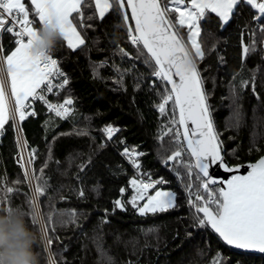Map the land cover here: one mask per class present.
<instances>
[{
	"label": "snow or ice",
	"instance_id": "snow-or-ice-1",
	"mask_svg": "<svg viewBox=\"0 0 264 264\" xmlns=\"http://www.w3.org/2000/svg\"><path fill=\"white\" fill-rule=\"evenodd\" d=\"M30 4L34 17L38 18L39 27H34V19L30 18L29 9L23 0H0V33L6 31L15 37L14 47L11 50L6 51L0 46V132L10 125L16 133L15 158L23 172V181L16 180L13 184L27 185L28 192L25 196L31 209L27 215L31 217L34 226H39L44 251L48 253L46 264H58L49 247L53 245L54 239L57 241L60 239L59 236L54 235L56 225L66 227L74 224L79 228V213L75 210L64 212L54 209L47 213L45 219L44 214L40 212L38 200L43 196H48L49 200L54 198L49 195L52 186L46 178L45 169L51 163H55L59 168L61 161L54 159L52 144H48L47 156L37 175L34 161L39 150L31 148L29 151L30 145L23 136L22 124L38 115L33 106L37 100L47 107L50 120L52 113L61 120L74 119V99L69 95L62 103H53L46 98L45 91L53 93L54 89H63L69 84L68 77L58 66V60L53 57L56 47L43 58L32 56L29 49L33 37L41 26L53 24L59 29L62 34L61 40L66 42L69 49L76 50L79 46L85 45L86 38L78 31L74 20L79 16L80 27L85 26L83 9L88 5L84 0H30ZM94 4L95 15L101 20L110 13V10L118 14L121 23L117 27L123 29L124 39L130 43L135 52L133 55L114 41L116 52L122 58L128 57L132 63L131 68L123 70L115 64L112 65L117 74L114 83L124 87V76L136 67L134 61L142 60L149 69L147 76L140 74L137 77L134 89L141 87L140 80H147L149 89L154 90L159 98V102L154 103L153 106L161 116L168 117L166 124L163 125L166 131H162L156 138L163 141L164 136L171 137L170 143L173 145L171 153L162 160V163L167 166L171 161L177 178L183 181L186 175L189 181L185 185L189 192L188 204L195 210L190 227L204 233L210 231L220 244L229 248L241 252L264 253V155L255 162L247 164V174H240L242 165H229L226 161L221 134L213 121L209 94L204 87L200 67V63L208 54L201 39L203 25L209 19L215 18L221 29H224L236 18L240 31L241 66L240 71L234 72L229 82V94L235 121L233 126L239 128L243 115L240 100L249 85L257 101L264 102V98L257 91V70H253L250 78H244L243 75L244 62L248 54L256 50L254 37L257 31L261 37H264V0H94ZM93 19V15L87 16V20ZM87 27L92 25L89 24ZM213 49H209V52ZM105 63L106 61H101L97 67ZM93 71L95 74L96 68ZM56 77H61L62 81L54 84L53 79ZM253 111L255 113V108ZM48 124L49 121H45V126ZM101 132L106 138L101 143L103 147L107 141L114 139L119 129L108 124L101 129ZM76 134L89 135V132L87 128L77 129ZM56 139V136L52 137L53 142ZM46 143H48L47 139ZM256 151H264V149L256 148ZM25 153H27L26 158ZM121 154L129 160L134 169L140 168L138 157L144 155L143 153L136 151L135 148L130 150L124 147ZM90 163L89 159L78 165L75 179L80 188L71 189L76 192L80 200L87 199L84 184ZM213 166L223 169L230 175L226 178H217L211 173ZM68 167L71 168V157ZM181 168L184 169V174L181 173ZM66 174L67 171L62 173V175ZM166 183L167 181L162 177L152 179L149 176L147 180L135 177L129 179L131 197L126 201L115 199L111 213L105 208L100 224L110 223L109 215L116 214L117 209L121 212L127 211L128 205H131L141 217L166 213L178 207L177 193L159 187ZM193 187H196L194 200L191 198ZM125 191L124 187L120 188L121 195ZM14 192H19V188L9 187L7 177H0L2 208L12 207L9 194ZM56 192L59 193V190L57 189ZM60 199L64 200L65 197L61 194ZM144 231L141 229V232ZM147 231L154 232L156 229L149 228ZM187 235L191 238L193 233L188 231ZM91 240L100 257V264H117L116 258L104 247V234L100 226L93 229ZM116 243H120L119 236L116 237ZM125 243L127 245L128 242ZM132 243L135 254V241ZM66 248L67 246L65 250ZM196 251L200 254L203 249ZM60 264H64L63 257ZM125 264H139V262L128 260ZM212 264H233V261L231 258H225L224 253L218 250L212 257ZM236 264L243 262L236 261Z\"/></svg>",
	"mask_w": 264,
	"mask_h": 264
},
{
	"label": "trees",
	"instance_id": "trees-1",
	"mask_svg": "<svg viewBox=\"0 0 264 264\" xmlns=\"http://www.w3.org/2000/svg\"><path fill=\"white\" fill-rule=\"evenodd\" d=\"M24 2L29 9L30 18H33L35 23L30 6L26 0ZM84 2L88 5L83 9L85 26L80 27L79 16H76L74 23L78 31L85 36V45L72 50L67 47L66 42L60 40L53 52V57L58 60L61 70L69 79V84L53 100L62 103L65 97L70 95L74 99V119L61 120L55 117V114H51L50 120V114H45V108L37 105L35 110L38 115L22 124L23 136L30 145L29 149L39 150L34 161L37 175L47 156L48 144H52L54 159L61 161L59 168L55 163H51L45 169L46 178L52 186L49 195L54 198L49 200L48 196L41 197L38 200L40 212L44 214L45 219L47 213L54 209L64 212L75 210L79 213V228L74 224L66 227L56 225L54 235L59 236L60 239L58 241L54 239L53 245L49 246L53 258L58 264L61 257L64 264H100V257L91 240L93 229L100 226L104 234V247L116 258L117 264H125L128 260L134 262L138 260L139 264H194V261L196 264H212V257L218 250L224 253L225 258H231L233 264H236V261H242L243 264H264V255L231 250L220 244L210 231L204 233L190 227L195 210L188 204L189 192L185 185L189 181L186 175L183 181L177 178L171 161L167 166L162 163V160L171 153L173 147L170 143L171 137L164 136L163 141L156 138L162 131H166L163 125L166 124L168 117L161 116L153 106L154 103L159 102V98L154 90L149 89L147 80H140L141 87L134 89L137 77L140 74L147 76L149 69L142 60L134 61L136 67L124 76V87L114 83L117 74L113 70V64L121 70L132 66L128 57L122 58L116 52L115 42L133 55H135L134 49L124 39L123 29L117 27L121 23L117 13L110 10V13L101 20L95 15L94 0H84ZM88 15H93L94 19L87 20ZM89 24L92 27H87ZM201 39L208 53L200 63L204 87L209 94L208 100L214 124L221 134L226 161L230 165L254 162L264 155V151H256V148L264 149V102L257 101L249 85L240 100L243 115L239 128H236L233 126L235 121L229 94V82L233 78V73L239 72L241 66L238 20L234 18L231 24L221 29L215 18L209 19L203 25ZM254 39L256 50L248 54L244 62L243 75L244 78H250L253 70H257V91L264 98V37H261L257 31ZM245 42H248L247 34ZM0 45L6 51L11 50L14 47L13 37L3 33L0 37ZM213 45H215L214 49ZM209 49L213 50L209 52ZM101 61L106 63L97 67ZM94 68H96L95 74ZM168 109L170 112V105ZM45 121H49L47 126ZM108 124L117 127L119 132L114 135V139L107 141L101 147V143L106 140L101 129ZM84 128H87L89 135L76 134L77 129ZM61 133L70 134L60 135ZM53 136L57 137L55 142L52 140ZM124 147L130 150L135 148L136 151L144 154L138 157L139 169H134L129 160L121 154ZM16 154L15 134L9 125L1 132L0 177H7L9 187L19 188V192L9 194L10 206L29 213L31 209L25 196L28 192L27 185L13 184L16 180L23 181V172L15 160ZM89 159L91 163L84 184L87 199L80 200L76 192L71 189L80 188L75 179L78 165ZM65 171L67 174L62 175ZM180 171L184 174V169L181 168ZM142 176L145 179L149 176L152 179L164 178L167 183L163 190L169 189L177 193L178 207L166 213L141 217L131 205H128L127 211L121 212L117 209L116 214L109 215L110 223L101 225L105 208L111 213L115 199L126 201L131 197L132 189L128 185V180L134 177L140 179ZM94 186L95 190H93ZM121 187L126 189L123 195L120 193ZM57 189L59 193L56 192ZM191 192L193 193L191 198L194 200L196 187H193ZM61 194L65 197L64 200L60 199ZM2 207L3 205H0V208ZM26 220L38 236L35 250L39 253L40 264H46L48 253L44 251L39 226L31 223L29 215L26 216ZM49 228L51 229V226ZM149 228H155L156 231L148 232ZM141 229L145 231L141 232ZM188 231L193 233L191 238L187 235ZM117 236L120 237V243H116ZM133 241H135V254H133ZM125 242H128L127 245ZM146 242L147 246H145ZM65 246H67L66 250ZM201 248L203 252L197 254L196 250Z\"/></svg>",
	"mask_w": 264,
	"mask_h": 264
},
{
	"label": "clouds",
	"instance_id": "clouds-1",
	"mask_svg": "<svg viewBox=\"0 0 264 264\" xmlns=\"http://www.w3.org/2000/svg\"><path fill=\"white\" fill-rule=\"evenodd\" d=\"M62 39L59 29L43 25L30 46L34 57H46ZM27 213L18 208H0V264H40L35 250L37 233L26 220Z\"/></svg>",
	"mask_w": 264,
	"mask_h": 264
},
{
	"label": "built area",
	"instance_id": "built-area-1",
	"mask_svg": "<svg viewBox=\"0 0 264 264\" xmlns=\"http://www.w3.org/2000/svg\"><path fill=\"white\" fill-rule=\"evenodd\" d=\"M3 33H7L6 31L5 32H3ZM3 33H0V37H1V35L3 34ZM7 34H9V33H7ZM9 35H11L12 37H13V40L15 41V37L12 35V34H9ZM1 46V45H0ZM55 58V57H54ZM58 66H59V62H58ZM60 67V66H59ZM62 71V70H61ZM63 72V71H62ZM66 75V74H65ZM62 81V78L61 77H56V78H54L53 79V83L54 84H56V83H60ZM64 89V88H63ZM63 89H58V90H55L54 89V92L53 93H47L46 91H45V95H46V98H48L51 102H53V103H58V102H56V101H54L53 99L55 98V97H57L61 92H62V90ZM37 105H41V106H43L44 108H45V114L46 115H48L49 114V111H48V109H47V107L42 103V102H40V101H35L34 102V109H35V106H37ZM52 114H54V113H52ZM36 117V116H35ZM35 117H33V118H35ZM14 131V130H13ZM14 133H15V131H14ZM16 134V133H15ZM15 137H16V135H15ZM0 141H1V133H0ZM29 151H31L30 149H29ZM16 163H17V160H16ZM18 164V163H17ZM145 179V177L144 176H142V177H140V179ZM145 180H147V179H145ZM159 187H161L162 189L165 187V184H163V185H160ZM201 191H203V190H201Z\"/></svg>",
	"mask_w": 264,
	"mask_h": 264
},
{
	"label": "water",
	"instance_id": "water-1",
	"mask_svg": "<svg viewBox=\"0 0 264 264\" xmlns=\"http://www.w3.org/2000/svg\"><path fill=\"white\" fill-rule=\"evenodd\" d=\"M248 163L240 164V165H242V167L240 169V174H247V171H248L247 164ZM211 173H212V175L216 176L217 178H226L228 175H230L229 173H225L223 171V169H220V168H218L216 166H213V168L211 169ZM227 248H229V247H227ZM229 249L237 251V252H241V250H236V249H232V248H229ZM242 253L264 255V253H259L257 251H248V252H242Z\"/></svg>",
	"mask_w": 264,
	"mask_h": 264
},
{
	"label": "crops",
	"instance_id": "crops-1",
	"mask_svg": "<svg viewBox=\"0 0 264 264\" xmlns=\"http://www.w3.org/2000/svg\"><path fill=\"white\" fill-rule=\"evenodd\" d=\"M23 2H24V0H23ZM26 2L28 3V5L30 6V9H31V4H30V0H26ZM32 11V10H31ZM33 14V13H32ZM34 15V14H33ZM35 18V23L34 24H37L38 26L37 27H39V22H38V18H36V17H34ZM34 27H35V25H34ZM263 50H264V43H263Z\"/></svg>",
	"mask_w": 264,
	"mask_h": 264
},
{
	"label": "rangeland",
	"instance_id": "rangeland-1",
	"mask_svg": "<svg viewBox=\"0 0 264 264\" xmlns=\"http://www.w3.org/2000/svg\"><path fill=\"white\" fill-rule=\"evenodd\" d=\"M1 133V132H0ZM15 134V133H14ZM16 135V134H15ZM17 155V154H16ZM16 157V156H15ZM15 160H16V158H15ZM164 190H166V191H171V190H169V189H164Z\"/></svg>",
	"mask_w": 264,
	"mask_h": 264
},
{
	"label": "bare ground",
	"instance_id": "bare-ground-1",
	"mask_svg": "<svg viewBox=\"0 0 264 264\" xmlns=\"http://www.w3.org/2000/svg\"><path fill=\"white\" fill-rule=\"evenodd\" d=\"M25 155V158L27 157V153L24 154Z\"/></svg>",
	"mask_w": 264,
	"mask_h": 264
}]
</instances>
